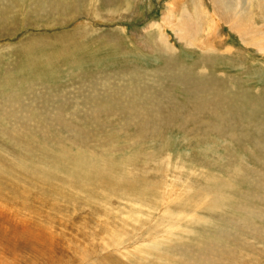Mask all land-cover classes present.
I'll use <instances>...</instances> for the list:
<instances>
[{"label": "rangeland", "instance_id": "374dc122", "mask_svg": "<svg viewBox=\"0 0 264 264\" xmlns=\"http://www.w3.org/2000/svg\"><path fill=\"white\" fill-rule=\"evenodd\" d=\"M190 1L0 0V264H264V12Z\"/></svg>", "mask_w": 264, "mask_h": 264}, {"label": "bare ground", "instance_id": "6f19581e", "mask_svg": "<svg viewBox=\"0 0 264 264\" xmlns=\"http://www.w3.org/2000/svg\"><path fill=\"white\" fill-rule=\"evenodd\" d=\"M251 1L252 0H248V2H246V8L245 9H242V8H240V12H238L237 11V7H235V11L236 12H234V13H230L231 14V18L232 19H234V23H233V27H235V24H237L236 25V27H237V30H241L242 29V25L245 27V28H247V29H250V27H251V24H249L248 26H247V23H244V22H241V20H240V18H242L241 17V13L243 14V16L247 13L248 14V12H249V10H250V7H249V5L248 4H250L251 3ZM257 2H259V5H260V7L262 8V9H264V0H256ZM248 3V4H247ZM194 4H195V6L197 5V3H195L194 2ZM256 5V4H255ZM255 5H254V7H255ZM253 7V6H252ZM261 8H260V11H262L261 10ZM93 9V8H92ZM183 9V8H182ZM180 10H181V8H180ZM259 10V9H258ZM257 11V10H256ZM255 11V12H256ZM182 12V11H181ZM175 15V14H174ZM251 15V14H250ZM185 17L186 16H182V17H180L181 18V20L182 21H184V19H185ZM254 17V16H253ZM165 19V16L163 17V20ZM247 19V18H246ZM254 20V19H253ZM165 22V21H164ZM176 22H178V20L176 21ZM238 22H240V23H242V25L241 24H238ZM182 23V22H181ZM180 22H178L176 25H175V27L173 28L174 30H175V34L178 32L179 34H178V39H179V35L182 33V29H181V25H182V27H184V25L183 24H181ZM163 24V23H162ZM253 24V23H252ZM255 24V23H254ZM153 25V24H152ZM185 25H186V23H185ZM155 27H159L160 28V26H159V24H155L154 25ZM250 26V27H249ZM163 27V26H162ZM177 35V34H176ZM163 40V39H162ZM180 40H183L184 41V39H180ZM189 43V42H188ZM263 53H264V51H262ZM187 183V182H186ZM189 185V184H188ZM185 187L187 186L186 184L184 185ZM189 187V186H188ZM156 190V192H157V189H155ZM159 190V189H158ZM184 190V189H183ZM161 192V191H160ZM171 192H172V190H169L168 189V192L167 191H164L163 192V195H161L160 194V196L161 197H163V199L166 201V205H165V209L167 208V205H170V203L168 202V197H169V195L171 194ZM180 192H181V190H180ZM220 192V191H219ZM201 193V192H200ZM179 194V193H178ZM183 194V193H182ZM173 196V195H172ZM195 196V195H194ZM198 196H199V194L197 195V198H198ZM201 196H202V193H201ZM201 198V197H200ZM202 199V198H201ZM181 200V199H180ZM208 200H209V198H208ZM213 200V199H212ZM204 201V200H203ZM204 203V202H203ZM207 203H208V201H207ZM209 205H207V206H211L210 205V200H209V203H208ZM211 204H212V202H211ZM198 207H199V205H197ZM203 206V205H202ZM162 208V207H161ZM169 208V207H168ZM202 208V207H201ZM166 211V210H165ZM194 213V212H193ZM165 214V213H164ZM127 216V215H126ZM123 217V216H122ZM131 217V216H130ZM197 217V216H196ZM124 219H125V217H124ZM131 219V218H130ZM199 219V218H198ZM128 220V219H127ZM174 231H175V229H173L172 228V226H170L169 228H167V233H166V236H169L170 234H173L174 233ZM154 232V231H153ZM156 233V232H155ZM124 234H120L118 237H117V239H118V242H119V245L118 246H120V245H122V240H124V236H123ZM175 236V235H174ZM176 237V236H175ZM117 242V241H116ZM142 253H144V254H146L145 252H142ZM147 255V254H146ZM124 257V256H123Z\"/></svg>", "mask_w": 264, "mask_h": 264}, {"label": "crops", "instance_id": "0c3cea01", "mask_svg": "<svg viewBox=\"0 0 264 264\" xmlns=\"http://www.w3.org/2000/svg\"><path fill=\"white\" fill-rule=\"evenodd\" d=\"M185 2H186V4H187L188 7L191 5V1L190 0H185ZM189 9H190V14L192 16L194 14L193 10L196 9V8H193L192 7V9L191 8H189ZM207 9H208L207 11H209V12L211 11L210 6ZM263 12H264V9H263ZM208 21H209V18H208ZM203 26H207V25L203 24ZM223 28H225V26H223ZM204 30L205 29H203L202 31H204ZM210 30L211 29H208V31L204 35H202L203 37H199V33H198V36H197V39H196L195 42L198 43V44L199 43H207V44L213 45V42H208V35H210L209 34V31ZM215 37H217L218 39H220V36H218V34H215Z\"/></svg>", "mask_w": 264, "mask_h": 264}]
</instances>
